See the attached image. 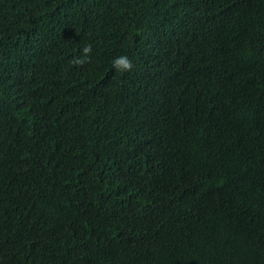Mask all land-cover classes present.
I'll list each match as a JSON object with an SVG mask.
<instances>
[{"label": "trees", "instance_id": "16d2710c", "mask_svg": "<svg viewBox=\"0 0 264 264\" xmlns=\"http://www.w3.org/2000/svg\"><path fill=\"white\" fill-rule=\"evenodd\" d=\"M0 264H264V0H0Z\"/></svg>", "mask_w": 264, "mask_h": 264}, {"label": "clouds", "instance_id": "9594fccd", "mask_svg": "<svg viewBox=\"0 0 264 264\" xmlns=\"http://www.w3.org/2000/svg\"><path fill=\"white\" fill-rule=\"evenodd\" d=\"M92 47L90 44L85 45L81 49V55L79 57H74L72 63L74 65H83L88 62L91 58ZM112 67L114 71L125 73L131 72L133 70V61L127 55H119L113 58Z\"/></svg>", "mask_w": 264, "mask_h": 264}]
</instances>
